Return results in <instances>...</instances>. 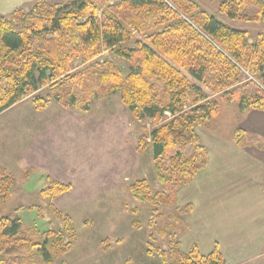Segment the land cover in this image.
I'll use <instances>...</instances> for the list:
<instances>
[{"label":"trees","instance_id":"1","mask_svg":"<svg viewBox=\"0 0 264 264\" xmlns=\"http://www.w3.org/2000/svg\"><path fill=\"white\" fill-rule=\"evenodd\" d=\"M212 1L230 21L264 24V0ZM27 8L0 13V114L29 94L37 110L52 99L80 112L92 99L118 95L135 121L150 124L136 150L151 153L160 191L135 181L130 191L140 202H172L207 166L196 127L219 113L221 101L237 102L238 111H264V31L251 42L246 29L227 25L195 0H34ZM101 50L125 64L124 73L108 61L73 72L76 60L87 63ZM234 136L240 143L242 132ZM13 185L0 165V199L10 197ZM70 189L49 180L40 190L56 217L61 214L51 201ZM62 221L61 230H47L34 243L26 242L18 217L1 216L0 251L36 247L50 262L76 237L69 216ZM169 264L225 262L214 246L207 254L196 247L174 252Z\"/></svg>","mask_w":264,"mask_h":264},{"label":"rangeland","instance_id":"2","mask_svg":"<svg viewBox=\"0 0 264 264\" xmlns=\"http://www.w3.org/2000/svg\"><path fill=\"white\" fill-rule=\"evenodd\" d=\"M195 1L227 25L246 29L251 42L264 31V24L230 21L219 15L218 1ZM29 4L22 8L27 11ZM107 61L124 73L125 64L108 50H101L87 63L76 60L73 72L90 64L102 66ZM91 84L96 85L92 79ZM40 93L47 95L46 89ZM33 96H25L1 113L0 150H7V154L13 150L21 159L27 155L26 150L35 146L46 150L52 162L48 168L38 162L33 167L14 163L9 157L10 166L0 164L14 177L10 197L0 199V217H18L26 242L39 243L47 230H61L63 216H69L76 237L68 252L50 262L35 252L36 247L24 246L17 253L0 251V264H169L174 252L187 253L193 247L199 250V238L192 239L189 233L192 204L180 195L186 185L172 202L159 205L140 202L131 194L130 186L140 180L148 183L153 194L160 191L151 153L140 154L136 150L137 138L144 126L150 127L148 122L135 121L118 95L92 99L85 112L52 99L37 110ZM220 105L219 113L211 121L196 127L202 144L204 130L221 135L235 130L237 102L221 101ZM49 180L71 185L68 193L51 201L61 217L51 212L49 200L40 195ZM214 226L216 220L211 219L202 228Z\"/></svg>","mask_w":264,"mask_h":264},{"label":"crops","instance_id":"3","mask_svg":"<svg viewBox=\"0 0 264 264\" xmlns=\"http://www.w3.org/2000/svg\"><path fill=\"white\" fill-rule=\"evenodd\" d=\"M33 1L0 0V13H11ZM235 130L242 132L240 143ZM235 130L229 135L202 132L208 164L180 195L192 204L189 233L192 239L199 238L200 244L195 240L199 250L209 253L217 246L227 264H264V111H238ZM36 148L26 150L21 159L13 150L9 154L0 150V164L10 166L11 157L14 163L35 167L38 162L48 168L52 161L46 150ZM211 219L216 226L203 229Z\"/></svg>","mask_w":264,"mask_h":264}]
</instances>
